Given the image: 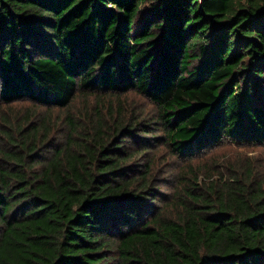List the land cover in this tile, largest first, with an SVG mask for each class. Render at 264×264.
Returning a JSON list of instances; mask_svg holds the SVG:
<instances>
[{"label": "trees", "instance_id": "obj_1", "mask_svg": "<svg viewBox=\"0 0 264 264\" xmlns=\"http://www.w3.org/2000/svg\"><path fill=\"white\" fill-rule=\"evenodd\" d=\"M26 101L0 264H264V164L201 156L264 146V0H0V104Z\"/></svg>", "mask_w": 264, "mask_h": 264}, {"label": "rangeland", "instance_id": "obj_2", "mask_svg": "<svg viewBox=\"0 0 264 264\" xmlns=\"http://www.w3.org/2000/svg\"><path fill=\"white\" fill-rule=\"evenodd\" d=\"M89 103H92L93 100H90L82 95H79L77 97V99L75 100V102L73 103L72 106V110L75 111H79L80 109H83L84 106L87 105L88 101ZM120 102L117 103L118 101L115 102V105H119V104H123L124 106H128V105H133V104H137V106L141 105L143 103V101L135 96L134 94L131 95H125L122 96L121 99H119ZM33 109V106L28 102H21L18 104L13 105L10 109H6L3 108V106L0 104V131L4 132V131H9L10 128L13 127V125L16 122H20L23 120V116L24 113L27 111H30ZM44 108L39 109V110H34L33 112L36 114V112H38V114L41 117H46L47 121L49 124H53L52 125V133L53 136L49 137L53 140H56V129L58 126V121H57V114H58V110H46ZM32 111L26 113V114H31ZM29 122V120H25L23 125L20 124L19 127L20 129L23 128L24 126L27 125V123ZM7 147L6 144V139L0 134V149L1 150H5ZM48 151V149L44 148L42 149L41 153H44ZM164 156L162 155L161 157H174L171 155V153L167 154V152H163ZM202 157H214L217 159H222L223 157H241V158H252L253 160H259L260 163L264 164V146H237L233 143L230 142H224L221 145H218L216 147H213V149H209L206 152H204L203 154H201ZM206 160V159H204ZM173 163V162H172ZM174 164V163H173ZM175 165V164H174ZM162 191L165 192L166 195H169V187H165L162 188Z\"/></svg>", "mask_w": 264, "mask_h": 264}]
</instances>
